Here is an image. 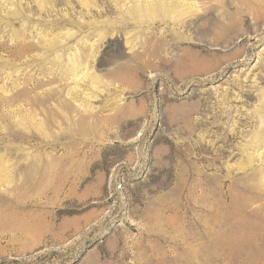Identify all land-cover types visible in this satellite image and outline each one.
I'll use <instances>...</instances> for the list:
<instances>
[{"label":"rangeland","instance_id":"obj_1","mask_svg":"<svg viewBox=\"0 0 264 264\" xmlns=\"http://www.w3.org/2000/svg\"><path fill=\"white\" fill-rule=\"evenodd\" d=\"M0 264H264V0H0Z\"/></svg>","mask_w":264,"mask_h":264}]
</instances>
